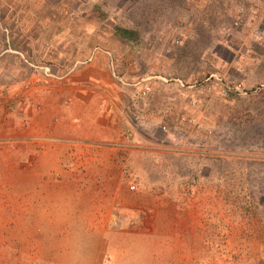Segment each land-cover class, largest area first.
<instances>
[{
    "label": "rangeland",
    "instance_id": "1",
    "mask_svg": "<svg viewBox=\"0 0 264 264\" xmlns=\"http://www.w3.org/2000/svg\"><path fill=\"white\" fill-rule=\"evenodd\" d=\"M92 49L157 76L159 120L43 170L4 137L0 264H264V0H0L4 107Z\"/></svg>",
    "mask_w": 264,
    "mask_h": 264
},
{
    "label": "crops",
    "instance_id": "2",
    "mask_svg": "<svg viewBox=\"0 0 264 264\" xmlns=\"http://www.w3.org/2000/svg\"><path fill=\"white\" fill-rule=\"evenodd\" d=\"M102 53L105 55L92 49L87 59L73 64L59 75L53 74V77L46 72L38 75L32 73L28 89L20 92L19 86L13 88L12 92L16 93L17 98L11 99L8 106L4 107L3 93L0 94V141L4 137L14 142L43 138L45 149L40 155L33 149L24 156H19L20 159L37 160L39 169L43 170L51 163H46L47 160L67 154L66 151L63 152L67 145L94 146L108 139L114 140L116 132L126 129L127 122L133 120V117H143L145 122L155 124L159 117L151 96L159 93L157 76L143 77L141 74L126 73L123 65L121 71L114 52V59L107 56L108 53ZM139 87H142L140 99L144 102L141 111L134 115L136 111L130 104L137 106L133 101L136 97L132 94ZM144 95H148L147 108ZM155 101L159 103L158 100ZM26 119L32 128L25 127ZM32 130H37V134H32ZM56 147L62 149L59 154L54 151ZM79 156L80 159L83 158L82 154ZM101 157L104 159V156ZM111 160L113 162L114 158Z\"/></svg>",
    "mask_w": 264,
    "mask_h": 264
}]
</instances>
